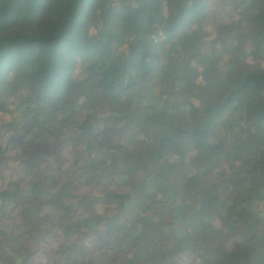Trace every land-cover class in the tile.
Instances as JSON below:
<instances>
[{
	"label": "trees",
	"instance_id": "obj_1",
	"mask_svg": "<svg viewBox=\"0 0 264 264\" xmlns=\"http://www.w3.org/2000/svg\"><path fill=\"white\" fill-rule=\"evenodd\" d=\"M0 2V264H264V0Z\"/></svg>",
	"mask_w": 264,
	"mask_h": 264
},
{
	"label": "rangeland",
	"instance_id": "obj_2",
	"mask_svg": "<svg viewBox=\"0 0 264 264\" xmlns=\"http://www.w3.org/2000/svg\"><path fill=\"white\" fill-rule=\"evenodd\" d=\"M3 12V5L2 3L0 2V20L2 23L4 24H9V25H14V24H17L20 20L18 19H15V18H12V17H7L5 15L2 14ZM212 13L210 11H208V15H211ZM204 21L205 19H202L200 21V24H204ZM196 22H199V21H196ZM214 36L213 34L211 35H208V36H205L203 38V42L204 43H207L212 37ZM210 37V38H209ZM213 49V48H211ZM232 52H235L236 51V48L233 47L231 48ZM210 50V49H209ZM227 59V55L226 57L224 58V60ZM244 63L250 67V68H253V67H258V66H264V57L261 58L260 60L258 59H252V58H249L247 60L244 61ZM243 63V64H244ZM238 64H242V63H238ZM178 68L184 72L186 70V66L184 64V62L182 63H179L178 65ZM210 75H215L217 76L218 78H221L223 73H221L216 67H212V68H209L206 70ZM199 75V71L198 70H195V71H190L188 73H183V77H184V80L185 82H188L190 80H194L196 79V77ZM190 94V93H189ZM181 100H182V97L180 96V94H177L176 95H173L171 97H167V99L164 101V107L165 109H170L172 107H175L176 105L180 104L181 103ZM202 105L199 104L198 108H200ZM108 115V111L104 108L100 109L99 111V116L97 118H100L99 121L95 124L97 125L98 123L100 124L101 123V118H106ZM92 124V123H91ZM92 124V126H95ZM0 142H2L0 140ZM13 154V151H10L7 153V156H6V159H4L1 164H0V175L5 179V181H8V180H12L15 178L16 176V172H15V165L13 163V161L11 160V155ZM106 151L105 150H102L100 152H95L93 156V160L96 161V159H99L100 157L106 155ZM222 169L225 170L226 169V165L223 163V166H222ZM141 175V172L137 173L134 177H131L130 181H133V180H136L139 176ZM104 212V208L101 207V206H96L94 209H93V213H102ZM48 243L46 245L45 248L47 247H53L55 245V243H51V240H47ZM0 246H4V245H0ZM43 256V251H38L37 253H35L34 257L35 259H41Z\"/></svg>",
	"mask_w": 264,
	"mask_h": 264
}]
</instances>
